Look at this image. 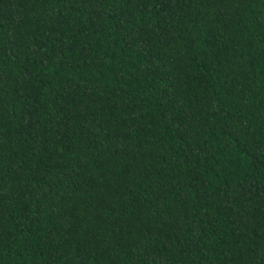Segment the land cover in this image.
<instances>
[{
	"label": "trees",
	"instance_id": "obj_1",
	"mask_svg": "<svg viewBox=\"0 0 264 264\" xmlns=\"http://www.w3.org/2000/svg\"><path fill=\"white\" fill-rule=\"evenodd\" d=\"M0 264H264V0H0Z\"/></svg>",
	"mask_w": 264,
	"mask_h": 264
}]
</instances>
